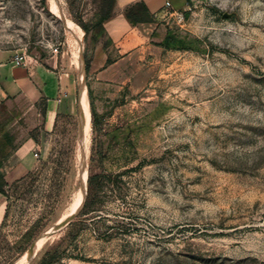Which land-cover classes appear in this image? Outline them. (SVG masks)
Listing matches in <instances>:
<instances>
[{
  "label": "rangeland",
  "instance_id": "obj_1",
  "mask_svg": "<svg viewBox=\"0 0 264 264\" xmlns=\"http://www.w3.org/2000/svg\"><path fill=\"white\" fill-rule=\"evenodd\" d=\"M104 10L0 0V55L63 58L88 95L6 188L0 264H264V0L150 20L164 51L125 83L89 73Z\"/></svg>",
  "mask_w": 264,
  "mask_h": 264
},
{
  "label": "crops",
  "instance_id": "obj_2",
  "mask_svg": "<svg viewBox=\"0 0 264 264\" xmlns=\"http://www.w3.org/2000/svg\"><path fill=\"white\" fill-rule=\"evenodd\" d=\"M190 2L113 0L109 18L102 23L109 46L96 50L89 66L92 79L96 83L129 82L130 68L156 60L164 51L161 44L166 29L159 27L148 33L152 22L133 25L126 18L129 9L142 4L154 21L185 12ZM81 91L88 106L78 74L67 69L63 58L48 56L16 66L11 55H0V226L6 215V188L48 156L56 120L79 113Z\"/></svg>",
  "mask_w": 264,
  "mask_h": 264
},
{
  "label": "trees",
  "instance_id": "obj_3",
  "mask_svg": "<svg viewBox=\"0 0 264 264\" xmlns=\"http://www.w3.org/2000/svg\"><path fill=\"white\" fill-rule=\"evenodd\" d=\"M103 1L107 7V10L102 11V17L100 19L101 24L104 21L108 20L113 0H103ZM126 18L133 25L142 24V23H151L150 19L148 18V15L146 13V9L142 4L136 5V6L132 7L131 9H129L126 12ZM165 42H166V37H165L163 43L161 44V46L163 48H165ZM86 70H87V65H86ZM95 179H97L96 176H91L88 178V187L93 186V181ZM88 206H89V200L86 197L80 211L84 212L88 208Z\"/></svg>",
  "mask_w": 264,
  "mask_h": 264
},
{
  "label": "built area",
  "instance_id": "obj_4",
  "mask_svg": "<svg viewBox=\"0 0 264 264\" xmlns=\"http://www.w3.org/2000/svg\"><path fill=\"white\" fill-rule=\"evenodd\" d=\"M169 6V3H166V7ZM57 50H55L56 52ZM12 62L14 65L16 66H24L26 65V59L23 55H14L13 58H12ZM58 102H59V99H58ZM34 157H37V154H34Z\"/></svg>",
  "mask_w": 264,
  "mask_h": 264
},
{
  "label": "bare ground",
  "instance_id": "obj_5",
  "mask_svg": "<svg viewBox=\"0 0 264 264\" xmlns=\"http://www.w3.org/2000/svg\"><path fill=\"white\" fill-rule=\"evenodd\" d=\"M86 106V102H85V93L84 92H80V111L83 112ZM43 236V235H42Z\"/></svg>",
  "mask_w": 264,
  "mask_h": 264
}]
</instances>
